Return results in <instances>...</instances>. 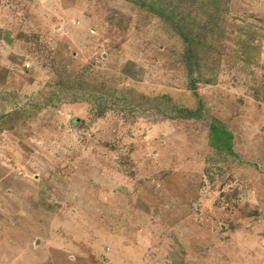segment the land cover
I'll list each match as a JSON object with an SVG mask.
<instances>
[{
  "label": "rangeland",
  "instance_id": "374dc122",
  "mask_svg": "<svg viewBox=\"0 0 264 264\" xmlns=\"http://www.w3.org/2000/svg\"><path fill=\"white\" fill-rule=\"evenodd\" d=\"M0 264H264V0H0Z\"/></svg>",
  "mask_w": 264,
  "mask_h": 264
},
{
  "label": "trees",
  "instance_id": "16d2710c",
  "mask_svg": "<svg viewBox=\"0 0 264 264\" xmlns=\"http://www.w3.org/2000/svg\"><path fill=\"white\" fill-rule=\"evenodd\" d=\"M175 1H183V0H175ZM143 7H146V4H143ZM149 9H151L154 13L156 12L157 14L164 16L162 13H158L156 8L154 7H149ZM173 13V12H172ZM165 19V17H163ZM166 20L168 21H174L175 24H177V26L180 24V18H177V15H174L172 18H167L166 16ZM182 37L184 38V40H186V42H188L190 45L192 43H194L196 40L193 39V37H188L185 33H181ZM194 87V83L192 85ZM201 108V107H200ZM200 108L195 110H190L187 109L186 113L182 114L181 118H199V114H200ZM210 131H211V144L217 148L218 150H227L229 152L232 151V138L233 135L231 132H229L224 126H220L218 127L215 124H212L210 127Z\"/></svg>",
  "mask_w": 264,
  "mask_h": 264
}]
</instances>
